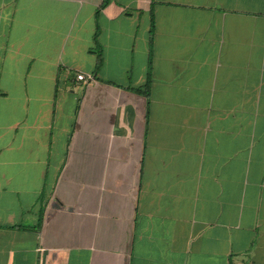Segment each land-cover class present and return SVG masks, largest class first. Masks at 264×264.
Returning <instances> with one entry per match:
<instances>
[{
    "label": "crops",
    "instance_id": "1",
    "mask_svg": "<svg viewBox=\"0 0 264 264\" xmlns=\"http://www.w3.org/2000/svg\"><path fill=\"white\" fill-rule=\"evenodd\" d=\"M0 264H264V0H0Z\"/></svg>",
    "mask_w": 264,
    "mask_h": 264
},
{
    "label": "built area",
    "instance_id": "2",
    "mask_svg": "<svg viewBox=\"0 0 264 264\" xmlns=\"http://www.w3.org/2000/svg\"><path fill=\"white\" fill-rule=\"evenodd\" d=\"M77 79L79 81H84L85 83H89L92 80V77L80 73V74L77 75Z\"/></svg>",
    "mask_w": 264,
    "mask_h": 264
},
{
    "label": "trees",
    "instance_id": "3",
    "mask_svg": "<svg viewBox=\"0 0 264 264\" xmlns=\"http://www.w3.org/2000/svg\"><path fill=\"white\" fill-rule=\"evenodd\" d=\"M152 32H153V30H152ZM101 63H102V57L101 56H99V59H98V64H97V68H99L100 67V65H101ZM150 82H151V72H149V80H148V82H147V87H149L150 86ZM138 91H141V89H137ZM144 93L146 94V95H148L149 93L148 92H146V91H144Z\"/></svg>",
    "mask_w": 264,
    "mask_h": 264
}]
</instances>
